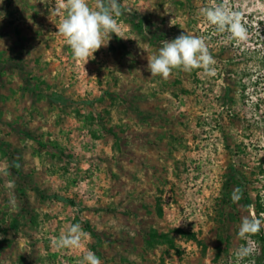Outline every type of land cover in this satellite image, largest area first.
Here are the masks:
<instances>
[{
  "label": "rangeland",
  "instance_id": "rangeland-1",
  "mask_svg": "<svg viewBox=\"0 0 264 264\" xmlns=\"http://www.w3.org/2000/svg\"><path fill=\"white\" fill-rule=\"evenodd\" d=\"M60 2L0 0V264H264V226L235 256L241 218L264 221V0H119L120 35L87 63L57 33ZM220 3L246 40L201 15ZM184 32L214 74L151 76ZM77 223L81 248L57 249Z\"/></svg>",
  "mask_w": 264,
  "mask_h": 264
},
{
  "label": "clouds",
  "instance_id": "clouds-1",
  "mask_svg": "<svg viewBox=\"0 0 264 264\" xmlns=\"http://www.w3.org/2000/svg\"><path fill=\"white\" fill-rule=\"evenodd\" d=\"M49 11L50 17L63 16L57 26V33L65 39L74 58L83 60L85 63L102 46H107L110 34L119 36L121 33L116 19L123 14L119 0H95L94 7L90 6L89 0H61ZM200 13L208 23L215 26L218 32H227L230 38L242 41L247 39V29L242 23L240 13L231 11L225 3L203 7ZM4 16V13H0V20ZM147 60V68L151 76H161L164 79L169 78L173 69L186 72L203 69L209 75L215 72L212 67L215 60L209 53L205 40L185 32L171 41H161L158 53L147 56ZM262 226L264 221L255 216L241 218L238 237L246 243L236 250L237 261H243L256 252L254 242H247L260 232ZM87 237L89 233L77 223L70 225L67 233L61 234L52 243L57 249H79ZM81 264H101V260L89 250L83 256Z\"/></svg>",
  "mask_w": 264,
  "mask_h": 264
},
{
  "label": "trees",
  "instance_id": "trees-1",
  "mask_svg": "<svg viewBox=\"0 0 264 264\" xmlns=\"http://www.w3.org/2000/svg\"><path fill=\"white\" fill-rule=\"evenodd\" d=\"M14 169V168H13ZM63 201H65L70 207L71 209L77 214V216L83 221L85 222V225L87 228H89V225L87 223V220L82 216L81 214V207L77 204V202L72 199V198H60ZM153 236H157V235H153ZM159 237H165V235H160Z\"/></svg>",
  "mask_w": 264,
  "mask_h": 264
}]
</instances>
